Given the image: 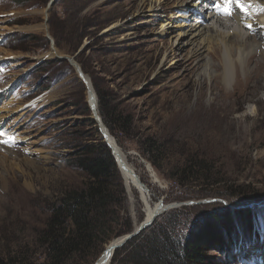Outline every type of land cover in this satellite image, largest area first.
Listing matches in <instances>:
<instances>
[{
	"label": "rangeland",
	"instance_id": "rangeland-1",
	"mask_svg": "<svg viewBox=\"0 0 264 264\" xmlns=\"http://www.w3.org/2000/svg\"><path fill=\"white\" fill-rule=\"evenodd\" d=\"M50 1L0 0V92L8 89L0 108L6 104L21 116L18 124L4 126L6 140L14 142L0 145V157L10 161L8 174L0 168L9 179L0 187V257H30V249L38 257L33 242L49 204L87 181L74 165L76 152L102 141L84 85L66 61L49 56L53 46L60 57H74L95 95L93 84L110 108L130 118L128 132L111 137L151 203L185 204L157 218L137 251L183 264L176 257L179 244L199 219L243 210L252 214V232L239 233L246 252L227 263L210 250L201 264H264V230L255 208L264 202V56L254 51L244 65L235 64L225 85L222 49L209 46L211 78L199 75L198 56L185 59L187 48L170 54L173 34H158L161 21L148 19L141 0H54L45 15ZM182 2L161 4L162 14ZM74 26L80 42L75 28L69 31ZM96 103L98 109L97 96ZM123 189L115 192L120 199L112 210L122 221L113 234L127 217L132 228L144 219L137 190ZM104 248L71 264H95ZM126 253L121 249L115 264H127Z\"/></svg>",
	"mask_w": 264,
	"mask_h": 264
},
{
	"label": "trees",
	"instance_id": "trees-1",
	"mask_svg": "<svg viewBox=\"0 0 264 264\" xmlns=\"http://www.w3.org/2000/svg\"><path fill=\"white\" fill-rule=\"evenodd\" d=\"M73 28L75 33H79L77 39L80 42L83 37L80 35V29L74 26L69 31ZM53 32L50 31L52 36ZM54 41L55 46L59 48L57 39ZM93 87L98 98L97 110L102 122L109 134L117 140L118 132H128L131 120L122 117L116 109L110 108L105 94L99 91L95 84ZM142 154L146 156V152ZM74 157V165L86 175L87 181L81 189L69 190L56 203L49 204L45 224L42 230L37 232L33 242L36 254L41 251L38 257L30 249V257H24L23 254L12 258L0 257V264H71L74 260H85L90 251H98L102 245L132 230L131 221L127 217L124 228L113 234V225L122 221L112 210L120 199L115 196V192L119 189L122 195L124 186L108 147L102 141L87 143ZM150 163L158 169L154 161ZM251 217V213L243 210L238 213L226 210L204 216L191 227L179 244L176 257L183 264H201L206 252L213 250L224 262H233L236 253H243L241 248L246 247L239 233L252 232ZM143 235L142 232L121 248L127 251L125 256L129 255L127 264H170L164 255L151 256L149 253L152 250L145 255L137 251L142 247ZM121 249L115 251L110 264L116 263Z\"/></svg>",
	"mask_w": 264,
	"mask_h": 264
},
{
	"label": "bare ground",
	"instance_id": "bare-ground-1",
	"mask_svg": "<svg viewBox=\"0 0 264 264\" xmlns=\"http://www.w3.org/2000/svg\"><path fill=\"white\" fill-rule=\"evenodd\" d=\"M176 1L177 0H141L138 7L140 10L144 7L143 10L145 11V14H147L148 19H160L161 22H159V35L168 37L173 34L174 38L171 40L170 54L187 48V51L184 53L185 59H194L198 56L196 59L197 64H202L201 67H199V69L201 68L199 75L202 74L203 76L207 77L210 75L211 68L209 67V63L211 62L206 60V54L210 52L212 53V48L209 47L211 44L219 46L222 49L221 52H224L225 54L226 59L221 62L223 66L222 77L225 85L230 84L232 81L231 69L235 68V64L238 63L240 66L244 65L246 63L247 57L249 58L254 51H258L260 53V57L264 56V12L250 9L248 14H245L244 12L240 11V9L235 6V4H233L232 15L226 16L217 13L214 7L217 0H183L184 2L181 4L182 6L180 5V7H174L175 11L171 12V9L169 11L170 13H167V10L169 9H164L162 14L161 4L170 2L174 6ZM243 2L245 4L250 3L253 6V9L264 7V0H243ZM176 23L178 24L175 25ZM247 25H251V29L247 27ZM175 34L177 35L175 36ZM257 36H260L261 38L258 39ZM238 38H240V40L236 42L235 39L237 40ZM254 38L262 41L256 43ZM199 53L204 57L201 58ZM234 53H237L236 58L235 56L234 58L232 56ZM49 56L60 57V53L58 54V52L53 49ZM184 58L182 61L185 60ZM78 75H76L77 78ZM210 78L211 77L208 79ZM82 82L81 83L86 89V103L91 115L94 119L96 117H100L99 113L97 112V103L95 101L96 99H94L95 96L91 82L85 76L82 77ZM7 93L8 89L0 92V102L5 98ZM6 108V104L0 108V111H2V114L0 113V126L4 127L7 124L13 125L16 121L18 124L21 116H14L17 110H7ZM97 127L102 132V134L105 135V138L112 146V149L116 150L118 154L116 158L119 162V167L122 171L125 184L128 189L135 188L137 190L138 196L142 200L144 210L143 220H149L155 213L159 203L153 205L146 194L136 185L137 182L134 178V170L128 165L123 152L116 146L115 141L112 139L111 135L107 133L104 125L101 123V126ZM9 162V158L0 157V168L2 167V169L5 171L4 173L7 174V165ZM151 171L149 170L150 177L155 179V174L153 171ZM4 173L1 174L0 171V187L2 188H4L9 180L7 176L4 175ZM135 177L138 176L135 175ZM154 182L158 183L157 180H154ZM255 208L257 210L256 213H259V219L264 230V202H259ZM114 239L105 245L104 251L101 254V257L103 258L101 261H99L100 264H110L112 249L108 247L111 246V244L114 242Z\"/></svg>",
	"mask_w": 264,
	"mask_h": 264
},
{
	"label": "water",
	"instance_id": "water-1",
	"mask_svg": "<svg viewBox=\"0 0 264 264\" xmlns=\"http://www.w3.org/2000/svg\"><path fill=\"white\" fill-rule=\"evenodd\" d=\"M52 1L54 0H51L47 6H46V10L44 11V14L47 15V13L50 11V8L52 7ZM46 29V28H45ZM52 51H53V46H52ZM58 59L59 61H66L75 71L76 75H78V80L80 82H82V77L84 76V74L82 73L80 67L76 64V62L74 61V57H66V56H61V57H58L56 58ZM83 83V82H82ZM84 84V83H83ZM85 85V84H84ZM94 96L96 99V95L94 93ZM96 101V100H95ZM92 116V115H91ZM92 119L93 121L96 123V126H101V118L100 117H96L95 119L93 118L92 116ZM104 125V124H103ZM105 127V126H104ZM107 133L108 130L107 128L105 127ZM98 131H99V134L101 136V139H102V142L108 147V149L110 150V153H111V156L115 162V165H116V168L118 170V172L120 173L121 175V178L124 182V187L128 190L126 184H125V181H124V178H123V175H122V171L119 167V162L117 161V158L116 156L118 155L116 150H113L112 149V146L107 142L106 138H105V135L102 134V132L99 130L98 128ZM112 139L115 141V139L112 137ZM149 167V166H148ZM150 168V167H149ZM148 170V168H147ZM134 178L136 180V185L139 187L140 190H142L146 196L148 197V199L150 200V193L148 191V189L146 188V186L144 184H142L140 182V179L138 177H135L134 175ZM149 194V195H148ZM139 200L141 201L142 203V200L141 198H139ZM261 202V201H260ZM158 207L156 208L155 210V213L153 214V216L149 219V220H142L140 221L138 224L134 225V227L132 228V230L126 234V235H123L117 239H114V242L111 244V246H109L108 248H111L112 249V255H111V259H110V263H111V260L114 256V253L116 250L122 248L126 243H128L129 241H131L132 239H134L135 237H137L138 235H140L142 232L146 231L147 229H149L153 224L154 222L156 221L157 218H159L160 216H162L164 213L168 212V211H171V210H174L178 207H182V206H185V204H181V205H178V204H174V203H171V204H164L163 200H158ZM257 204H259V202H257ZM257 206V205H256ZM144 212V210H143ZM107 248V249H108ZM103 257H99L98 260L95 262V264H100L99 261H101Z\"/></svg>",
	"mask_w": 264,
	"mask_h": 264
},
{
	"label": "snow or ice",
	"instance_id": "snow-or-ice-1",
	"mask_svg": "<svg viewBox=\"0 0 264 264\" xmlns=\"http://www.w3.org/2000/svg\"><path fill=\"white\" fill-rule=\"evenodd\" d=\"M235 4L236 7L240 9V11L244 12L245 14H248L249 10L252 9L254 11H260L264 12V7H261L259 9H253V6L249 4H245L243 0H217L214 7L219 14H223L226 16L232 15V6ZM251 29V25H247ZM3 133H0V136H3ZM14 142V139L9 137L8 140L0 139V143L8 144L9 142Z\"/></svg>",
	"mask_w": 264,
	"mask_h": 264
}]
</instances>
